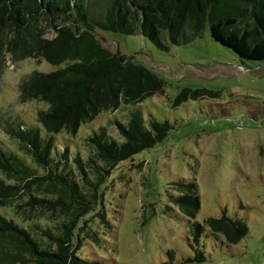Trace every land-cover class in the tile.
I'll use <instances>...</instances> for the list:
<instances>
[{"label": "trees", "instance_id": "1", "mask_svg": "<svg viewBox=\"0 0 264 264\" xmlns=\"http://www.w3.org/2000/svg\"><path fill=\"white\" fill-rule=\"evenodd\" d=\"M97 4L99 0H0V52L5 49L13 62L67 63L50 73L34 72L18 85L19 102L47 105L37 113L44 136L22 122L3 123V132L17 142L19 153L0 148V208L10 209L23 225L0 215V264H101L83 259L81 248L86 243L100 246V225L109 224L102 212L93 211L103 208L102 182L121 163L169 133L167 123L150 120L147 128L138 114H132L120 128L124 142L107 140L103 130L85 140L96 153L84 162L75 156L68 164V149L56 151L53 134L74 135L82 123L103 111L162 91L163 82L156 75L105 49L95 37L96 28L139 33L166 49L168 44L190 43L208 26L211 38L241 61L264 62V0H104L103 17L94 19L89 9ZM41 22L54 30L53 39L38 31ZM2 64L0 54V70ZM174 189L172 203L194 219L199 209L196 185L180 182ZM205 224L228 244H237L248 233L243 220L224 213ZM203 232L204 226L191 224L193 259L175 263L170 252L162 264L202 263Z\"/></svg>", "mask_w": 264, "mask_h": 264}, {"label": "rangeland", "instance_id": "2", "mask_svg": "<svg viewBox=\"0 0 264 264\" xmlns=\"http://www.w3.org/2000/svg\"><path fill=\"white\" fill-rule=\"evenodd\" d=\"M99 3L91 5V18L103 17L104 0ZM37 25L44 38L55 37L44 22ZM94 34L108 51L156 75L163 82L162 91L103 111L82 123L74 135L53 134L56 151L68 149V164L75 156L84 162L96 153L85 140L103 130L107 140L124 142L120 128L126 127L132 114H138L147 128L155 120L167 123L170 130L164 140L121 163L102 182L103 208L93 211L102 212L109 224L100 225V246L86 243L81 248L82 258L101 264H162L171 252L175 263L193 259L191 224L197 222L204 226L199 247L205 260L190 264H264V62L241 61L211 38L208 26L190 43L168 44L166 49L139 33L96 28ZM0 54V148L19 153L17 142L2 126L22 122L44 136L37 113L47 109L45 103L19 102L20 81L67 63L13 62L5 49ZM72 170L75 174V166ZM180 182L196 185L199 209L194 219L186 218L172 203L171 197L177 196L174 185ZM223 213L243 220L247 227V235L237 244L212 235L205 224ZM0 215L23 225L8 208H0Z\"/></svg>", "mask_w": 264, "mask_h": 264}]
</instances>
